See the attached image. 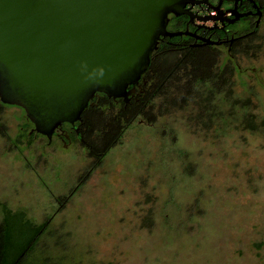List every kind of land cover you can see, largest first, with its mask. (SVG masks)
Masks as SVG:
<instances>
[{
	"label": "rangeland",
	"instance_id": "rangeland-1",
	"mask_svg": "<svg viewBox=\"0 0 264 264\" xmlns=\"http://www.w3.org/2000/svg\"><path fill=\"white\" fill-rule=\"evenodd\" d=\"M257 38L240 60L256 71L238 77L217 63L225 81L213 97L247 106L253 132L200 109L211 82L148 102L100 158L77 143L27 147L16 111L2 110L17 148L0 138V205L49 222L40 245L62 264H264V24Z\"/></svg>",
	"mask_w": 264,
	"mask_h": 264
},
{
	"label": "water",
	"instance_id": "water-1",
	"mask_svg": "<svg viewBox=\"0 0 264 264\" xmlns=\"http://www.w3.org/2000/svg\"><path fill=\"white\" fill-rule=\"evenodd\" d=\"M190 0H0V102L51 138L103 94L127 103ZM132 87L129 89V87Z\"/></svg>",
	"mask_w": 264,
	"mask_h": 264
},
{
	"label": "trees",
	"instance_id": "trees-1",
	"mask_svg": "<svg viewBox=\"0 0 264 264\" xmlns=\"http://www.w3.org/2000/svg\"><path fill=\"white\" fill-rule=\"evenodd\" d=\"M167 29L169 32H176L174 17L169 21ZM183 39H159L150 57L149 67L139 83L140 88L127 103L122 99L113 100L103 94H97L99 101L93 100V106L88 105L82 112L81 124L78 126L92 155L98 158L106 155L125 130L142 115L148 102L156 98H162L166 103L170 99L176 101L183 91L181 89H184L185 93L180 97L185 98L188 93L192 96L200 84L207 82H211L212 100L200 105V109L203 108L201 110L208 115L214 114V121L223 129L230 121H237L242 130H256L255 119L247 111V106L242 104L240 111L239 107L228 104L229 100L226 98L219 101L213 98L225 81L221 76L222 70L217 69L218 59L212 55L207 59L203 55L190 54V49ZM206 66L209 71H206ZM210 92L203 90L200 95H204L207 100ZM236 105L240 106V103ZM221 108H227L230 112L224 113ZM112 109L117 111L110 114V119L107 116L101 117ZM95 138L112 142L109 145L103 144V148L99 149ZM0 217V264H62L60 259L49 254V245H40L42 232L49 227V222L32 223L22 211L14 212L5 205H0Z\"/></svg>",
	"mask_w": 264,
	"mask_h": 264
},
{
	"label": "flooded vegetation",
	"instance_id": "flooded-vegetation-1",
	"mask_svg": "<svg viewBox=\"0 0 264 264\" xmlns=\"http://www.w3.org/2000/svg\"><path fill=\"white\" fill-rule=\"evenodd\" d=\"M185 9L189 10L190 16L186 14L177 17L169 15L168 23L174 17L177 24L176 32L187 33L177 37L184 38V43L189 47L190 54L203 55L207 59H210L211 55L215 56L219 65L222 61L238 77H249L248 72L256 71L254 67L243 68L240 65V60L243 57H249V54L252 53L250 50L256 47L254 43L258 40L257 33L264 24V1L190 0ZM206 71H209L207 66ZM140 81L135 86L133 95H136V91L140 88ZM257 81L264 88L259 75H257ZM93 100L98 102L99 96L93 98L89 106H93ZM4 109L16 111L13 118L19 124L15 136H18L25 146H30L31 142L36 139L45 141L48 147L60 143L62 149L70 148L77 143L83 150L85 149L87 153L91 154L90 147L87 146L78 126L81 122H76L74 125L62 124L48 139L34 131L33 124L26 118L20 107L1 102L0 138L7 137L8 140L11 138L1 115ZM15 142L11 138L10 143L14 148H17Z\"/></svg>",
	"mask_w": 264,
	"mask_h": 264
}]
</instances>
